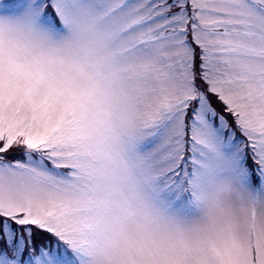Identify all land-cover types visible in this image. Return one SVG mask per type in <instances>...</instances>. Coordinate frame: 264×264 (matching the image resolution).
<instances>
[{
  "label": "snow or ice",
  "instance_id": "1",
  "mask_svg": "<svg viewBox=\"0 0 264 264\" xmlns=\"http://www.w3.org/2000/svg\"><path fill=\"white\" fill-rule=\"evenodd\" d=\"M0 264H264V0H0Z\"/></svg>",
  "mask_w": 264,
  "mask_h": 264
}]
</instances>
